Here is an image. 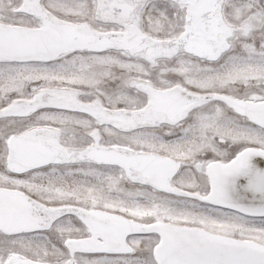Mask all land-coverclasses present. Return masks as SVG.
Here are the masks:
<instances>
[{
  "label": "snow or ice",
  "instance_id": "6c2138e0",
  "mask_svg": "<svg viewBox=\"0 0 264 264\" xmlns=\"http://www.w3.org/2000/svg\"><path fill=\"white\" fill-rule=\"evenodd\" d=\"M0 264H264V0H0Z\"/></svg>",
  "mask_w": 264,
  "mask_h": 264
}]
</instances>
